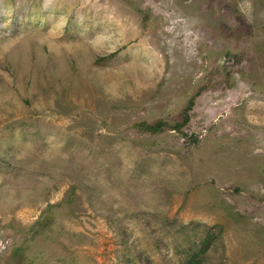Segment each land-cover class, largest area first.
<instances>
[{"label": "rangeland", "instance_id": "obj_1", "mask_svg": "<svg viewBox=\"0 0 264 264\" xmlns=\"http://www.w3.org/2000/svg\"><path fill=\"white\" fill-rule=\"evenodd\" d=\"M0 264H264V0H0Z\"/></svg>", "mask_w": 264, "mask_h": 264}, {"label": "trees", "instance_id": "obj_2", "mask_svg": "<svg viewBox=\"0 0 264 264\" xmlns=\"http://www.w3.org/2000/svg\"><path fill=\"white\" fill-rule=\"evenodd\" d=\"M139 124H140V123H139ZM141 124H143V123H141ZM176 126H177V125H176ZM145 129L148 130V131H150V132H152V131H154V129H156V128L145 127Z\"/></svg>", "mask_w": 264, "mask_h": 264}]
</instances>
